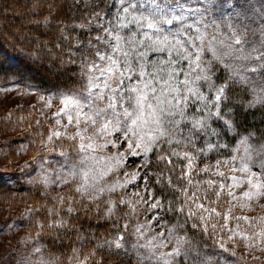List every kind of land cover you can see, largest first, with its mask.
Listing matches in <instances>:
<instances>
[{"label":"snow or ice","instance_id":"obj_1","mask_svg":"<svg viewBox=\"0 0 264 264\" xmlns=\"http://www.w3.org/2000/svg\"><path fill=\"white\" fill-rule=\"evenodd\" d=\"M34 11L28 24L50 39L29 29L21 41L76 65L79 85L39 95L40 116L54 121L46 137L38 133L39 151L61 159L40 155L38 182L68 187L52 197L45 191L50 206H26L20 214L36 229L21 237L36 259L16 264H59L64 254L54 255L42 240L51 237L59 247L73 232L80 247H71L66 264H105L96 258L103 249L115 264L125 257L135 264H219L190 231L233 257L241 245L264 253V215L234 211L264 208V129L245 123L247 113L264 110V0L258 10L250 0H35ZM18 87L13 82L0 92ZM54 101L59 106L49 117ZM129 162L137 170L121 180ZM137 180L144 194L128 196L124 190L138 187ZM101 203L107 220L121 206L127 211L116 217L125 220L116 225L122 230L97 242L72 221L88 218L92 206L99 215ZM239 260L248 264L244 255Z\"/></svg>","mask_w":264,"mask_h":264},{"label":"trees","instance_id":"obj_2","mask_svg":"<svg viewBox=\"0 0 264 264\" xmlns=\"http://www.w3.org/2000/svg\"><path fill=\"white\" fill-rule=\"evenodd\" d=\"M35 0H0V83H13L19 82L20 86L33 85L39 93H55L58 91H75L79 85L78 80V67L73 64L62 63L59 53L55 55H49L44 48L37 49L33 44L21 41L22 32H26L29 29L38 32L42 41L50 39L49 36L44 35L43 30L34 28L28 24V20L35 18L34 11ZM66 11V9H65ZM41 14L43 12L41 11ZM51 47V44H49ZM48 67H52L51 70H56L54 73L50 72ZM245 100L250 99L247 94H244ZM23 113H26L22 110ZM245 123L249 124L254 130L259 131L264 129V110L254 109L246 114ZM18 125V124H17ZM29 125V124H28ZM36 130V131H35ZM27 132L22 134L20 139H14L10 142L8 147H13L10 157L11 161L17 158L15 146L19 143L24 144L26 142L27 150L26 155L37 156L39 149L36 145L40 144V138L38 133L44 135V128L32 129V127L26 130ZM235 141H233L234 143ZM56 153V152H52ZM50 153V154H52ZM154 161L155 157L152 155ZM214 158V157H213ZM9 165V164H8ZM3 170L0 175V197L2 201L8 206L25 203L27 206H35L36 204H48L51 205V199L45 200L43 194L47 191L49 197H51L48 190L43 189L42 192L36 187H31L19 179L18 171L11 169ZM155 170V168L153 169ZM68 187V186H66ZM40 188V187H39ZM159 194V192H158ZM93 209V208H92ZM45 215L44 212L40 213L42 219ZM175 220V217H166ZM26 227L27 221H25ZM24 223V224H25ZM72 223L82 228L80 235L97 237V242H102L104 239L111 238V234H115L119 229L114 228L109 223V220L103 218V214L99 211L97 215L94 210L89 213V217L85 218L83 215L77 217ZM35 228H31L30 232L34 233ZM35 234V233H34ZM78 233H71L69 236L63 238V245L59 247L52 246V239L48 237L43 239L42 242L49 245L51 252L60 256L63 253L59 264H66L67 256L70 254L71 247H80L76 243V236ZM198 240H206V245H202L207 257H211L219 264H222L221 257L215 253L217 247L214 245L212 239L200 236L198 233H192ZM90 247V246H89ZM222 253V251L220 252ZM48 256V253L46 252ZM215 256V257H214ZM96 258L99 260L103 258L105 264H115L117 257H109L106 249L100 250L96 253ZM124 264H135L133 258H123ZM215 261V260H214ZM241 264V263H240ZM244 264V263H242Z\"/></svg>","mask_w":264,"mask_h":264},{"label":"rangeland","instance_id":"obj_3","mask_svg":"<svg viewBox=\"0 0 264 264\" xmlns=\"http://www.w3.org/2000/svg\"><path fill=\"white\" fill-rule=\"evenodd\" d=\"M250 3L253 7L258 10L261 6L262 0H250ZM50 72L54 73L56 70H51L52 67H48ZM12 83H0V87L11 86ZM23 93V94H21ZM41 93L37 91H24V87L20 86L18 88H14L12 91L7 92H0V175L3 170L7 171L13 168L14 170L18 171L20 177L19 179L24 183L28 184L31 187H36L40 189L42 192L43 187L42 184L38 182V164L40 162L39 156L43 155L46 158L51 159L52 161L61 159L59 157L58 152L56 153H41L39 151L36 154L37 159L35 162H32V156L26 155L25 151L27 150L26 143L20 144L19 143L14 147L16 152L17 158L15 160L10 159L9 156L12 154L13 147L9 145L10 142L14 141L17 138L20 139L22 134L26 133L27 129L30 128L28 124H31L32 129H39V127L44 128V136H47V130L50 126L54 124V121L45 120L44 117L40 116V110L42 109V102L39 100V95ZM35 105V111H32V106ZM58 101H54L53 107L51 109L45 110L47 116H51V113L56 111L58 107ZM25 111L26 113L22 112ZM21 117H24V120L21 121ZM36 119L41 120V125L39 127L36 126L35 121ZM18 124V125H17ZM36 131V130H35ZM72 131V129H70ZM36 148L40 150L41 145H36ZM115 151V149H108L107 152L111 153ZM152 156V154H150ZM133 158H130V160ZM137 163L140 162L141 157L134 158ZM153 159V157H152ZM28 162L27 167H25V162ZM154 162V159H153ZM9 164V165H8ZM55 167V165H53ZM12 169V170H13ZM154 169V168H153ZM137 170L136 164H131L130 162L127 163L124 169L120 170L119 178L121 180L124 179V171H135ZM33 178L37 179L36 183L31 182ZM151 184V180L149 181ZM135 185L138 187H134L133 185H129L127 189L124 191L131 196L132 193L136 191H140L141 194L143 193V181L137 180L134 182ZM40 187V188H39ZM48 192H50L51 197L55 196L58 192H67V187L63 186L61 188H56L55 186L49 187ZM45 193V192H44ZM147 199V196H145ZM52 203V201H51ZM260 204H264V200L260 201ZM27 204H16L8 206L5 201H2L0 197V264H16L17 261H35L36 256L32 254L31 247L29 244L23 243L21 241V237L25 233H29L30 229L26 227L25 221L21 220L20 214L24 211ZM29 206V205H28ZM94 212L96 213L95 206H92ZM122 210L117 212L109 223L116 227L117 224L123 225L125 220L123 218L117 221L116 217L122 216L123 211H127L126 206H121ZM99 211L103 214L104 212V205L103 203L100 204ZM236 215H248V216H260L264 215V208L259 206H254L252 210H244L241 211L239 208L235 209ZM150 218L151 214H147ZM136 217H133L129 221V230L128 233L132 230V225L136 221ZM139 219L143 221L145 219V215H140ZM222 222V221H221ZM16 224L18 227H14L9 229L6 227V224ZM25 223V224H24ZM122 230V229H119ZM36 232V231H35ZM34 232V233H35ZM34 233H32L34 235ZM128 233H125L126 238L134 242V237L130 236ZM113 236V234H111ZM215 245V244H214ZM215 253L217 256L221 257L222 264H242L244 261H240L239 257L241 255L246 256L248 264H264V253H248L243 246L236 249L237 255L233 257L230 252H225L219 249L218 245ZM228 248H232L231 243L228 244ZM222 251V253H220ZM257 255L260 258L258 260H253L252 256ZM215 257V256H214ZM45 258L47 255L45 253ZM216 261V258H214Z\"/></svg>","mask_w":264,"mask_h":264}]
</instances>
